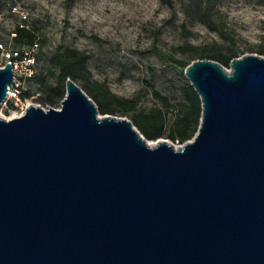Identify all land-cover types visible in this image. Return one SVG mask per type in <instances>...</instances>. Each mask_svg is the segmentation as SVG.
Here are the masks:
<instances>
[{"label": "water", "instance_id": "obj_1", "mask_svg": "<svg viewBox=\"0 0 264 264\" xmlns=\"http://www.w3.org/2000/svg\"><path fill=\"white\" fill-rule=\"evenodd\" d=\"M183 74L201 116L178 147L70 79L59 109L0 118V264H264V57Z\"/></svg>", "mask_w": 264, "mask_h": 264}, {"label": "rangeland", "instance_id": "obj_2", "mask_svg": "<svg viewBox=\"0 0 264 264\" xmlns=\"http://www.w3.org/2000/svg\"><path fill=\"white\" fill-rule=\"evenodd\" d=\"M20 25L33 29L36 55H49L58 47L86 52L93 80L105 83L117 97L135 99L141 109L154 105L153 90L177 104L187 80L168 58L187 60L185 46L222 44L218 30L230 34L232 47L243 55H258L254 51L264 40V0H216L204 19L193 15L185 0H174L170 7L159 0H0V43ZM48 70L44 61L36 64L37 73ZM49 82L54 84L55 78ZM23 88L31 97L8 110L6 100L1 119L18 117L29 104L39 105L34 103L36 85L25 82ZM59 108L60 103L54 107Z\"/></svg>", "mask_w": 264, "mask_h": 264}, {"label": "trees", "instance_id": "obj_3", "mask_svg": "<svg viewBox=\"0 0 264 264\" xmlns=\"http://www.w3.org/2000/svg\"><path fill=\"white\" fill-rule=\"evenodd\" d=\"M173 1L159 0L161 4L168 7L172 6ZM185 1L192 5L193 15L204 19L209 15V6L216 0ZM217 36L223 42L222 44H213L212 48L185 46L182 51L186 50L189 53L188 59L179 61L171 56L168 58L169 62L184 70L194 60L207 59L228 68L232 59L239 58L244 53L232 47L234 44L230 34L218 30ZM12 41L14 46L26 47L35 43L36 36L32 28H17ZM252 50L248 53H253ZM254 52L264 57V40ZM88 60L89 56L86 52L69 47H58L49 55L42 53L36 55V64L44 61L49 70L39 73L36 71L34 76L28 80L29 83L32 82L36 85L38 96L34 103L46 107V109L54 108L63 100L65 95L64 84L67 79H70L93 101L100 115L127 117L137 131L148 141L163 139L174 145H182L194 137L199 126L201 104L198 96L187 82L180 89V100L176 105H172L167 96L153 90L154 105L138 109L135 99L117 97L110 92L105 83L93 80L88 69ZM50 77L55 78L54 84L49 82ZM30 97L31 92L28 90L24 92L21 100ZM9 108H13L11 101L7 102V110Z\"/></svg>", "mask_w": 264, "mask_h": 264}, {"label": "built area", "instance_id": "obj_4", "mask_svg": "<svg viewBox=\"0 0 264 264\" xmlns=\"http://www.w3.org/2000/svg\"><path fill=\"white\" fill-rule=\"evenodd\" d=\"M20 28H22L21 25ZM14 37L15 33H11L7 42L0 43V68L2 69L6 63L11 66L13 82L7 91L6 100H10L17 106L25 92L24 83L28 82L36 72L35 50L38 44L33 43L30 46L17 48L12 43Z\"/></svg>", "mask_w": 264, "mask_h": 264}, {"label": "bare ground", "instance_id": "obj_5", "mask_svg": "<svg viewBox=\"0 0 264 264\" xmlns=\"http://www.w3.org/2000/svg\"><path fill=\"white\" fill-rule=\"evenodd\" d=\"M149 145H150V146H153V145H154V143H149Z\"/></svg>", "mask_w": 264, "mask_h": 264}]
</instances>
